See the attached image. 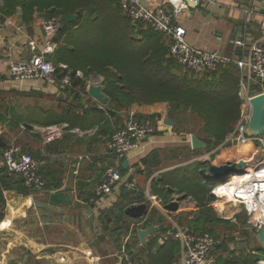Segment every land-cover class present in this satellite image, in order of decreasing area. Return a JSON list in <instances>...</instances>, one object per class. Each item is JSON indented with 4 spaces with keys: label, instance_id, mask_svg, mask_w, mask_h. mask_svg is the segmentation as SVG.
<instances>
[{
    "label": "crops",
    "instance_id": "obj_1",
    "mask_svg": "<svg viewBox=\"0 0 264 264\" xmlns=\"http://www.w3.org/2000/svg\"><path fill=\"white\" fill-rule=\"evenodd\" d=\"M162 1L153 0L152 6L156 7ZM21 2L22 0H0V18L3 21L0 35V100L5 98L10 110L6 117L11 121L6 125L0 120V148L4 149L15 141L23 150L39 158L41 172L50 189L42 193L30 192L22 186L18 176L7 173L6 168L0 165V200L7 204L6 214L0 218V264H124L119 252L126 236H131L129 247H132L134 264H141L145 250L139 248L140 245L150 244L163 222H166L168 227H171L172 223L159 211L158 216L149 221V212L146 215L148 219L132 231V224L142 218H132L124 212L125 216L117 221L116 216L113 218L109 213L110 210L104 213V208L114 209L121 200H124L127 207L135 203H147L148 193L158 194L153 189L154 180L165 172L186 166H183V163H166L162 157L163 150L183 148L182 145L189 148L191 136L196 134L188 133L187 129L179 127L177 120L175 126L165 124V120L171 118L172 107L169 102L142 105L133 103L129 108L117 110L118 113L114 116L108 110L111 100L104 105L90 95L75 97L73 91L50 86L42 80H11L10 62L30 57L32 52L29 42L35 41L39 48H43L50 40L43 29V21L48 19L47 12L34 9L30 14L25 9L23 11ZM178 21L187 28V39L195 46L219 50L225 55L242 58L249 53L250 46L255 41L261 40L264 45V0H214L211 4L190 7ZM238 38L244 40L245 46L238 47L233 44L232 40ZM61 65L66 64L61 63L59 67ZM94 106L103 112L94 109ZM130 112H134L136 116L160 115L155 122L158 131L133 151L127 160L120 163L110 151L108 142L114 130L124 125ZM48 118L60 119V122L47 125L45 121ZM99 118H104L105 125L90 132L98 129L97 123L93 124L92 120ZM200 121L203 123L201 119ZM26 123L32 125L33 129L27 128ZM52 126L62 128L63 134L54 142L45 143V131ZM262 146L259 142H228L216 148L199 149L198 154L191 152L192 158L189 162L204 164V169L242 160L253 165L264 159ZM154 150H160L161 165L153 174L148 175L141 160ZM107 166L119 168L124 175L135 176L142 188L143 199L140 200L145 202H138L136 199L137 201L129 205L128 199L139 198V195L135 197L134 194L123 191L113 192L106 202L101 204V215L95 220L93 232L89 224L85 223L88 218L85 211L90 206L94 207L89 200L103 169ZM57 184L62 187L55 189ZM159 190H162L161 185ZM52 191H67L74 195L75 207L83 211L82 229L78 228V225L67 223L59 226L60 231L57 234L52 231L48 234L43 228L46 222L37 223L35 214L39 211L36 204L45 200ZM173 193L180 194L179 209L168 210L170 216L180 224L187 225L184 218H188L198 207V203L192 196L186 197L183 190L175 188L168 196L172 197ZM237 211L239 209L233 214ZM101 218L109 219L103 230L110 227L109 223L126 221L129 225L127 233L119 235L117 231V234H111L112 237L105 232L103 237L104 231L99 232ZM37 226L39 230L35 231ZM150 226H159V229L142 241L139 230L148 229ZM96 233L98 236H95ZM157 246L159 243L155 247ZM155 247L153 254L158 250V247ZM227 249L229 250V247L225 246L224 250ZM89 252L92 255H89ZM147 252V258L142 264H151V253L148 249ZM173 264H182V248Z\"/></svg>",
    "mask_w": 264,
    "mask_h": 264
},
{
    "label": "trees",
    "instance_id": "obj_2",
    "mask_svg": "<svg viewBox=\"0 0 264 264\" xmlns=\"http://www.w3.org/2000/svg\"><path fill=\"white\" fill-rule=\"evenodd\" d=\"M21 6L23 11L25 9L29 13L34 9L46 11L48 18L62 19L68 14L77 15L74 21L66 23L65 27L56 34L53 41L58 46L55 52L49 55L52 62L57 65V73L60 77L70 73L72 86L65 89L73 91L75 97L82 98L89 95L85 79L77 76V71L82 70L85 78L92 74L103 76L104 91L111 100L108 110L114 116L117 115V110L129 108L133 103L142 105L169 102L173 107L171 115L177 110L188 111L203 121L200 131H192V133L206 142L207 148L222 145L228 135L234 132L241 116L243 103L239 96L242 71L236 64L221 66L218 71L204 77L185 69L172 56L171 42L167 37L151 27H145L143 23L133 22L122 11L118 0H22ZM61 63L66 64L67 68L59 67ZM88 100L90 101L89 98ZM0 103L2 104L0 120L7 125L11 122L6 117L10 110L5 98L1 99ZM94 109L103 112L95 106ZM137 118L143 121L151 120L150 122L156 126L154 122L160 118V115H137ZM95 119L92 120L93 124L97 123L99 130L105 125L104 118ZM59 122L60 119L48 118L45 124ZM189 148L194 154L200 153L192 149L191 145ZM159 156L160 150H154L141 160L148 175L160 168ZM198 164L196 168H176L163 173L154 180L153 189L158 194L167 192L169 195L177 188L183 190L186 197L192 196L197 200L199 210L194 214L193 219L184 218L187 225L194 232H210L220 238L222 236L218 234L216 228L208 229L209 223L215 219L226 222L230 219L220 216L211 218V215L217 214L214 206L215 197L211 194L213 186L205 182L200 174L204 164ZM159 185L162 186V190H159ZM54 187L60 189L62 186L57 184ZM47 189H50L48 185ZM137 195L139 198L128 199L129 205L137 201L136 199L138 202H145L140 200L143 199L142 191L134 196ZM125 207L127 206L124 200L115 206L114 210L119 211L116 216L117 221L125 216ZM149 208V221H152L156 218V214L158 216V211L152 206ZM108 221V218H101L102 224ZM166 225H168L166 222L161 224L158 234H155L150 244L140 245L139 248L145 250L141 264L147 258V249L151 253V264L176 262L181 249L180 242L169 240L163 245L159 244L158 248L155 247L157 237L169 228ZM221 239L225 244L224 239ZM224 244L218 246L215 252L217 256L221 252L224 253L223 255L228 253V249L224 250ZM153 245L158 249L154 254ZM219 264H230V261L219 259Z\"/></svg>",
    "mask_w": 264,
    "mask_h": 264
},
{
    "label": "built area",
    "instance_id": "obj_3",
    "mask_svg": "<svg viewBox=\"0 0 264 264\" xmlns=\"http://www.w3.org/2000/svg\"><path fill=\"white\" fill-rule=\"evenodd\" d=\"M153 0H118L119 6L125 15L135 23H143L145 27H151L154 30L163 33L171 42L170 51L174 58L178 60L185 69L193 71L200 77L212 74L218 71L221 66L236 64L242 71L240 97L243 100L241 116L237 126L231 134L228 135L223 145L228 142H237L247 144L250 142H259L263 144L264 137H249L246 134L247 126L251 117L252 103L249 90L254 82L258 93H264V45L261 40L255 41L251 46L249 53L238 58L221 53L219 50H211L195 46L187 39V28L179 23L178 18L183 15L191 6L189 2H196L198 5L211 4L214 0H163L156 7L152 6ZM62 19L52 17L43 21V29L50 40L46 46L39 48L35 41H30L29 46L31 55L27 59L13 60L10 62L9 77L14 81L42 80L50 86H57L65 89L72 86V77L70 73L60 77L57 73V65L52 60L46 58L54 53L57 45L53 41L59 32ZM264 28V23H263ZM3 30V21L0 18V35ZM233 44L242 47L245 46L243 39L232 40ZM67 68V65H61ZM80 77H84L82 72H78ZM87 89L90 85L104 86L103 77L94 75L85 79ZM88 91V90H87ZM97 128L91 130L94 132ZM78 132H81L78 130ZM86 133V132H84ZM156 127L150 121H143L137 118L134 112L129 113V117L111 135L108 145L110 151L116 160L122 163L127 160L130 154L138 149L140 145L155 135ZM63 134L59 126L48 127L44 134L45 143H52ZM264 163V159L249 165L241 173H231L226 180L218 182H208L213 186L211 194L215 197L214 206L223 218L231 219L234 215L224 206L223 199L217 194V191L225 186L235 183V193L233 195L232 209H243L248 216L247 231L258 233L264 228V172L253 174L250 171L253 167H258ZM0 165L6 168V172L16 175L20 178L22 186L30 192H45L47 182L41 172V161L33 154L23 150L15 141L8 144L4 149L0 148ZM258 171V169L256 170ZM238 175V178H234ZM220 182V184H219ZM142 188L135 176L124 175L119 168L107 166L103 169L100 180L95 186L90 203L94 205L96 217L101 215V204L105 203L108 197L115 191H123L131 194H139ZM190 199V198H189ZM223 200V201H222ZM173 201H180V194L173 193L169 201H165L158 194H147V204L164 216L172 223L171 227L157 237V243L165 244L169 240L180 242L182 248V264H217V255L215 254L219 245L223 244L221 238H217L210 232H194L188 225L177 222L170 216V211L166 205ZM146 203V202H145ZM139 204L135 203L134 205ZM199 210L195 208L188 216L191 220L194 214ZM7 212V204L0 200V218ZM150 212V211H149ZM231 213V215H229ZM147 216L142 220L132 224L131 230H135L140 224L144 223ZM131 236H126L119 252L124 264H134L135 258L132 247L129 248ZM238 238V236L236 237ZM239 239V238H238ZM89 255H92L89 252Z\"/></svg>",
    "mask_w": 264,
    "mask_h": 264
},
{
    "label": "water",
    "instance_id": "obj_4",
    "mask_svg": "<svg viewBox=\"0 0 264 264\" xmlns=\"http://www.w3.org/2000/svg\"><path fill=\"white\" fill-rule=\"evenodd\" d=\"M189 1V0H187ZM191 7L199 6L196 2H189ZM77 18L76 14H68L62 17V24L60 30H62L66 23H70ZM48 61L51 57L46 58ZM88 93L91 97L106 105L108 104L110 97L105 94L101 85H91ZM252 110L251 117L247 126L246 134L249 137H264V93H258L257 86L253 84L250 90ZM165 124L175 126L176 122L172 118L165 120ZM1 125V122H0ZM27 128L33 129L30 124H25ZM191 146L194 150L206 149L207 143L201 140L196 135L191 136ZM127 166V162L124 163V167ZM249 167V164L242 160L235 163H225L220 166L213 165L209 169H201L200 174L205 182H218L226 180L231 173H241ZM166 209L170 211H177L179 209V202L173 201L166 205ZM36 209L39 211L35 217L37 223L46 222L43 228L49 234L52 231L53 234H57L60 231L59 226L70 223L78 225V228L82 229L83 211L78 210L75 207L74 195L67 191H52L49 192L45 200L36 204ZM150 211L147 203H141L136 205H130L125 209V213L132 218H142L146 216ZM88 213L86 218V224H89L90 230L95 232V220L96 214L93 207H88L85 211ZM107 217V216H105ZM159 226H150L148 229L139 230L138 234L142 241L153 234ZM39 230L38 226L35 231ZM258 238L264 246V228L258 233Z\"/></svg>",
    "mask_w": 264,
    "mask_h": 264
},
{
    "label": "rangeland",
    "instance_id": "obj_5",
    "mask_svg": "<svg viewBox=\"0 0 264 264\" xmlns=\"http://www.w3.org/2000/svg\"><path fill=\"white\" fill-rule=\"evenodd\" d=\"M79 71L82 72L84 75V72L82 70H78L77 76H79L78 75ZM94 75H99V74H92L90 76H94ZM84 77H83V79H84ZM101 77H103V76H101ZM80 78H82V77H80ZM103 84H104V82H103ZM86 87H87V85H86ZM102 87L104 90V86H102ZM87 90H89V88ZM172 110H173V107H172ZM170 115H171V112H170ZM171 118L179 121V124H180L179 127L183 128V129H187V131H191V132L192 131H196V132L200 131V127L202 125L200 119L196 115H193L188 111L185 112L182 110H177L174 112V114L171 115ZM156 128H158V127H156ZM156 131H158V129H156ZM43 139H44V137H43ZM182 146H184V147L183 148L174 147V149L163 150L162 157H163V159H165L167 161L166 163H169V164H177V163L181 164V163H183L184 164L183 166L186 165L187 167H190V168L198 167L199 166L198 162H193V163L189 162L192 158V155H191L192 153H191L190 148L185 147V145H182ZM234 178H238V176H236ZM219 184H220V182H219ZM211 188L213 189V187H211ZM212 189H211V191H212ZM160 196L165 201H169L171 199V197L168 196L167 192L166 193L161 192ZM195 201L197 202V200H195ZM149 207H151V204H149ZM108 210H110L109 213H111V216L113 218L115 216H117V214H119V211L114 210L112 207L111 208H104V211H105L104 213H106ZM235 214H236V217H235ZM235 214L232 216V218L228 222L217 221L215 219V220H213L212 223L211 222L209 223L208 229H215L216 228L218 230V234L220 233V236H222L220 238H223L225 241L224 245L226 247H229V251L226 255H223L224 254L223 252H221V254H219L218 264H219V259H220V261L226 259V260L230 261V264H261L262 261L264 260V246L258 240V236H257V234H255V232L251 233V231H247L246 228H247L248 216L246 215V212L241 208ZM220 215L221 214L218 213V211H217V214L211 215V218L212 219H214V217L219 218ZM229 215H231V213H229ZM220 217L223 218L222 216H220ZM100 222H101V220L99 219V223ZM119 224H120V226H118ZM109 226L110 227H108L107 230H103L104 224L101 223V225H100L101 229L99 230V232H101L102 230L104 231L103 237H105V232H108L110 235L111 234H113V235L117 234V231H118L119 235L125 234L128 231L129 225L127 224L126 221H124L122 223L112 222V224L109 223ZM98 233H96L95 236H98ZM237 236L239 239L236 238ZM243 238H245V240H243ZM231 250H234V251L231 252Z\"/></svg>",
    "mask_w": 264,
    "mask_h": 264
},
{
    "label": "bare ground",
    "instance_id": "obj_6",
    "mask_svg": "<svg viewBox=\"0 0 264 264\" xmlns=\"http://www.w3.org/2000/svg\"><path fill=\"white\" fill-rule=\"evenodd\" d=\"M258 169V171H256ZM255 170V171H254ZM250 171H254L253 174H257V172H259L260 174H263L262 172H264V163L260 164L257 168L253 167ZM238 176V175H236ZM235 176V177H236ZM235 183H232L228 186L223 187L222 189H220L219 191H217V194L220 195V197L224 200V206L227 208V210L231 211H235L234 209L231 210V206H232V202H230L231 200H233V195L235 193ZM261 264H264V261H262Z\"/></svg>",
    "mask_w": 264,
    "mask_h": 264
}]
</instances>
